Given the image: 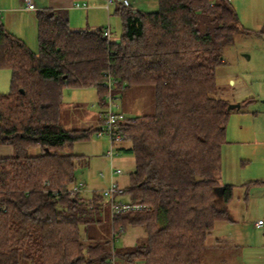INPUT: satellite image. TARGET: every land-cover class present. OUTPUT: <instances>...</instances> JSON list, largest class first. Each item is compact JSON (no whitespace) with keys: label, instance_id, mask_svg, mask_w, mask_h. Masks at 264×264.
<instances>
[{"label":"trees","instance_id":"trees-1","mask_svg":"<svg viewBox=\"0 0 264 264\" xmlns=\"http://www.w3.org/2000/svg\"><path fill=\"white\" fill-rule=\"evenodd\" d=\"M115 14L119 42L104 28L73 30L66 10H38V52L0 21V69L11 70V89L0 94V144L14 148L0 158V264H116L118 256L202 264L216 224L234 222V186L219 177L231 110L217 96L216 72L240 30L231 1L158 0L153 12L120 3ZM108 77L118 95L144 85L155 92V113L127 118L129 146L118 149L135 161L122 200L141 208L117 214L103 191L72 195L77 168L89 164L72 149L98 129L61 122L66 87H95L106 107ZM106 223L112 240L95 234ZM128 226L143 228L146 240L118 251L115 230Z\"/></svg>","mask_w":264,"mask_h":264},{"label":"rangeland","instance_id":"rangeland-1","mask_svg":"<svg viewBox=\"0 0 264 264\" xmlns=\"http://www.w3.org/2000/svg\"><path fill=\"white\" fill-rule=\"evenodd\" d=\"M18 1L21 6L18 19L25 21L29 28L32 17L34 18L39 9L30 12L26 1ZM34 1L38 3L37 0ZM230 1L240 17V30L234 35L231 44L223 46L224 62L217 67L216 72L217 96L230 104H242L241 109H232L229 115L227 142L222 148L219 175L221 184L234 186V197L229 204V212L234 222L221 221L216 224L206 240L207 247L202 264H264V228L256 225L259 220L264 221V0ZM130 4L145 12L158 10L156 0H130ZM106 8L107 3L104 0V16L107 17L106 13L109 12L115 13L112 5L111 11ZM3 15L5 16L4 13ZM1 19L5 25L4 18ZM115 21V24L112 23V39L119 42L122 23L116 18ZM37 26L35 22L30 36L25 35L27 46L34 52L39 50ZM102 26L107 27L108 22ZM0 76V87L4 88H0V94L8 93L11 89V70H0ZM64 97L66 102L79 104V109L74 114L79 120L74 121L72 128H85L82 120L87 115H96L98 119V115L106 111V107L99 104L100 97L95 87H66L63 99ZM105 101L107 103V99ZM114 110L123 112L128 119L154 114V87L144 85L125 88L119 93ZM68 116L69 112L66 110V122ZM120 145L121 143L114 145L113 166L106 156L111 150V143L106 136L99 137L94 134L90 140L74 145L72 152L85 156L89 163L88 166L76 170L75 185L83 184L81 195L84 198L89 199L94 193H101L109 186L112 177L120 187L128 186L130 173L135 169V161L132 154L118 150ZM122 145L126 147L129 143L122 142ZM39 152V149H33L31 154L37 155ZM113 167L121 169L123 173L111 175ZM101 173L105 174V178L101 177ZM96 229L95 234L99 238L112 240L113 232L108 223L97 226ZM118 231L115 230L114 240L118 251L130 249L146 240V232L141 227L128 226L124 232ZM117 259L121 260V256ZM123 262L128 264L124 260Z\"/></svg>","mask_w":264,"mask_h":264},{"label":"crops","instance_id":"crops-1","mask_svg":"<svg viewBox=\"0 0 264 264\" xmlns=\"http://www.w3.org/2000/svg\"><path fill=\"white\" fill-rule=\"evenodd\" d=\"M20 1H22V0H20ZM37 1H38V3H35V4H36V8L39 10H41V9H53V10L62 9V10H66L68 12L70 26L73 30L94 31L98 28H106L102 25H103V23L108 22V26L111 29L110 41H113V42L115 41L112 39V35H113L112 23L115 24V22H117V21H115V18H116V20L117 19L120 20V18L115 13L112 14L110 12L108 14L106 13L107 17L104 16V14H105L104 0H37ZM88 1L90 2L89 4H88ZM102 1H103V3H102ZM156 1L158 3V0H156ZM18 2H19L18 0H7V1L0 0V10L2 11V14L0 15V21H2L1 17H3L4 18L3 21L5 22V25L4 24L3 25H4L5 29L7 31H9L10 33L14 34L15 36L21 38L25 42V37H26L25 35L30 36V33L32 31V25H35V22H37V24H38V21H36L37 17H36V15H34V18L32 17V19H31L32 23L30 22V27L28 28V24H26L25 21L19 20L18 17H19V13L21 12V10H20L21 6ZM34 2H36V1H34ZM79 2H83L86 5V7L77 8L75 5L80 4ZM40 4H42V5H40ZM118 4H120V3L116 1L112 5L114 7L113 12H115L116 6ZM81 5H83V4H81ZM131 6H133V5L131 4ZM134 8L137 9L136 7H134ZM106 9L108 11H111L110 7L106 8ZM234 9L236 10L235 7H234ZM236 12H237V10H236ZM3 13L5 14V16L3 15ZM237 14H238V12H237ZM238 17H239V15H238ZM239 20H240V17H239ZM240 23H241V20H240ZM26 25H27V28H25ZM37 28H38V26H37ZM3 69H5V68H3ZM3 69H0V70H3ZM1 81H2V77L0 76V83H1ZM8 83H10V81ZM1 89H4V88H1ZM70 97H72V96H70ZM65 99L66 98L64 97L62 105H61V122L66 129H77V128H72V125H74L73 124L74 121L79 120L77 117L74 116L76 110L79 109V104L66 102ZM66 110L69 112L67 122H66ZM92 117H89L87 115L86 118H84V120H82V122L85 123L84 124L85 128H80V129L96 128V129L100 130L103 127V114L102 113H100V115H98V119H96V117H97L96 115H92ZM90 118H92V119H90ZM72 119H74V120H72ZM95 122H97V124L94 125ZM66 123H68L69 126H67ZM96 125H98V126H96ZM13 155H14V148L12 146L0 144V158H10ZM110 179H111V181L117 182L116 180H114L113 177ZM259 228L263 229L264 227H259ZM116 264H125V263L123 262V260L117 259Z\"/></svg>","mask_w":264,"mask_h":264},{"label":"built area","instance_id":"built-area-1","mask_svg":"<svg viewBox=\"0 0 264 264\" xmlns=\"http://www.w3.org/2000/svg\"><path fill=\"white\" fill-rule=\"evenodd\" d=\"M25 1L28 10L35 11L37 9L36 4L33 0ZM116 1L125 6L131 5L130 0H106L107 8L113 5ZM75 6L77 8L86 7L85 4H76ZM1 14L2 11L0 10V15ZM103 33L106 38H108L109 40L111 39V29L109 26L104 28ZM106 88L107 94L105 96V99H107V103L106 111L103 115V127L98 130L97 135L99 137L106 136L109 139L111 143V150L107 153L106 156L110 159L111 165L113 166L112 160L115 157L114 145L115 143H122L126 140V136L122 133V127L127 118L123 112L114 110V107L116 106V101H118L119 99V95L114 93L115 85L110 77H108ZM122 173L123 172L121 169H115L113 167L111 175H120ZM101 177L105 178V174L101 173ZM82 186V184H80L79 186H75L71 191L72 195L80 191ZM102 194L105 199L110 201L111 211L113 214L123 213L131 210H138L141 208V206H136L122 200L124 190L115 181H112L110 185L105 190H103ZM256 225L257 227H264V221L259 220ZM110 264H115V262L112 260Z\"/></svg>","mask_w":264,"mask_h":264},{"label":"water","instance_id":"water-1","mask_svg":"<svg viewBox=\"0 0 264 264\" xmlns=\"http://www.w3.org/2000/svg\"><path fill=\"white\" fill-rule=\"evenodd\" d=\"M241 108V104H230L228 106V110H232V109H240Z\"/></svg>","mask_w":264,"mask_h":264}]
</instances>
